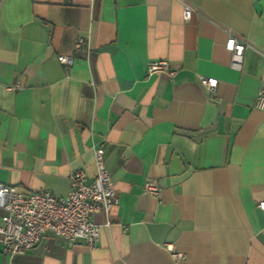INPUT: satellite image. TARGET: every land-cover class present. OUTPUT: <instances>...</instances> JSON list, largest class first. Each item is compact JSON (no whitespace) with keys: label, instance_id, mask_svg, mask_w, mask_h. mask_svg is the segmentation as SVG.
Listing matches in <instances>:
<instances>
[{"label":"crops","instance_id":"0c3cea01","mask_svg":"<svg viewBox=\"0 0 264 264\" xmlns=\"http://www.w3.org/2000/svg\"><path fill=\"white\" fill-rule=\"evenodd\" d=\"M262 80L264 0H0V183L64 196L100 146L117 199L95 246L46 231L0 264H264Z\"/></svg>","mask_w":264,"mask_h":264},{"label":"built area","instance_id":"2783aa9c","mask_svg":"<svg viewBox=\"0 0 264 264\" xmlns=\"http://www.w3.org/2000/svg\"><path fill=\"white\" fill-rule=\"evenodd\" d=\"M192 8L183 4V18L188 20ZM79 39L76 47H80ZM227 46L230 50V66L239 69L246 44L238 36L229 34ZM60 63L69 64L71 58L58 55ZM146 73H165L172 77L175 73L166 59H151L146 62ZM199 82L209 93L217 86V79L198 76ZM18 84L10 89L15 90ZM255 106L264 110V80L261 81L256 97ZM104 149L100 146L93 148L92 156L95 174L90 182H86V174L82 169L73 170L69 174V190L61 197H56L46 190L23 193L12 185L0 183V208L4 214L0 218V244L2 252L13 255L20 254L33 248L42 234L50 231L62 237L68 246L78 240L85 241L88 246H95L100 236V226L110 225L109 212L117 199L113 181L103 159ZM143 189L153 197H158V184L147 179ZM264 212V200L256 203ZM102 215V223L95 221L96 215ZM173 260L183 258L175 252L171 243H165Z\"/></svg>","mask_w":264,"mask_h":264}]
</instances>
